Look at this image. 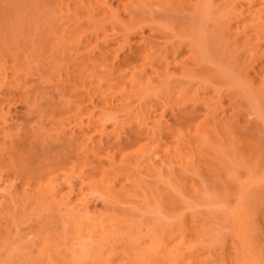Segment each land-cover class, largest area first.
<instances>
[{
    "label": "bare ground",
    "instance_id": "1",
    "mask_svg": "<svg viewBox=\"0 0 264 264\" xmlns=\"http://www.w3.org/2000/svg\"><path fill=\"white\" fill-rule=\"evenodd\" d=\"M101 1L98 0V2H96L94 0V2H96V5H97V10L95 9L96 8L95 4H94L95 6L92 4L93 5V7H92V5L89 3L92 7V12L89 8V10H90L89 11L90 13L88 14L89 19H91L90 21H94L93 26H95V28H98V29L100 28V26L103 25L104 21H106V20L111 21V23H112L111 28H113L115 31H117L118 36L117 37L115 36L114 38H116L119 41V45H116L113 47L114 51L112 53L109 51L111 56H112L111 58H109V56L105 53V51L108 50L107 47L106 48L101 47L102 49L100 48L101 50H104V51H100L99 54L103 59L104 63H102V65L105 68V70H103L101 72L104 75L108 74V77H105L103 75L105 77V79L107 78L108 80L105 84L99 83L100 85L96 84V87L93 85L95 88L93 86H91V84H90L89 86H91L93 89L86 87L87 89H85L84 91H86V93H87L86 96L89 95V99L92 102H93V98H95V95L96 94L98 95L101 92L100 93L101 99L99 98V101H102V103L99 104L98 107H99V110L101 111L100 114L102 113L101 115L104 116V121H101L100 116H98L99 120H97L98 121L97 125L94 128L91 126L92 123H90V121L92 120V117H93L92 114H94V112H93L94 110L91 109V110L86 111V112L84 111V107H83V105L81 106V104L83 103L82 101L88 100V96H87V99H84L85 97L82 94H80L83 97H81V99H79V101H80V102L78 101L79 102L78 103L79 108L77 107L78 110L75 112V116H76L75 126H77V128H78L77 129L78 132L75 133V131L73 130V132H71L70 134H67V136H65V138H66V142H65L66 144L65 145L67 146V148H69V146H71L70 145L71 143H73L75 141L77 142V143L75 142V144L78 148L76 151V154L68 157L67 160L68 159L69 160L68 161L64 160V163L62 161H61L62 163H60L58 160V162L61 165L59 167L54 166L57 168H54L53 166H51V167H48L47 169L44 168V170H41L43 168H40V170L37 169L36 175H34L33 177H30L31 174H29L32 171L30 167L28 169H29V171L30 170L31 171L29 172L28 169L26 171L27 173L29 172L28 174H24V172L19 173V179H21L20 182L22 184H24V191L22 190L23 191V192L21 191L22 194H19L17 192H14L11 189H8L4 193V194H6V197L1 202V206L2 205L3 206L9 205L10 209L12 210V209H14V207H16L15 203H17L18 198H19L20 202L23 205V207L20 209L23 212V215H25L26 213H30L33 210V208L36 209L37 207H35V206L38 204L41 206L42 205L45 206L47 212L50 213V218L57 220L56 221L57 224L60 222L59 224H61L62 229H63V230H61V232L63 231V233H60L61 234L60 236L58 234L57 235H58V237H63V238H62V240L60 239L61 241H59V239H57V237H56L57 235L53 234L54 230H52L50 232L49 231L46 232V235H43L45 237L43 239H41V242L39 243V245H37L36 247L34 246L35 248L33 247L32 244L30 245L31 248H29L28 245L30 243L27 245V247L22 246L23 247L22 248L19 243L17 244V240L19 239V237L14 235L15 232L13 233V235L15 236L14 237V236H8V235H6L8 233H4V232L0 231V264H23L22 262L27 261V258H25V259L23 258V259L19 260V259H15L14 257H12V255H16V253L13 254L15 249H17L19 247L23 249V251H22L23 254L26 252L24 254V256L25 255L27 256L29 254L31 255L32 253H35L34 255H31L30 261L29 262L27 261L26 264H124L122 262V259L124 257L129 256V255L132 256L131 257L132 264H184V263L185 264H187V263L193 264L192 258L190 257V256H192V254L190 252L191 250L188 249L191 247L189 244L186 243L187 242L186 239H188V238L185 237L187 235V232H186L187 228L185 226V223H183L184 220L183 221L182 220H177V221L171 220L169 222L166 219L163 220L166 222V223L164 222L165 223L164 231L166 234L165 236L171 239V237L174 236V234H175V235H177L175 237L179 238V239L175 240V242H173V244L171 243V245L168 244L169 239L167 242V238L164 239L163 236L159 235L160 233L158 234V232H161L163 230V228L159 231V230H157V228L150 225V227H148V226L145 227L146 229H145V231H143L142 230L143 227L141 228V226L138 225L139 227L137 228L136 227L137 222H135L134 224L133 223L129 224L130 226L134 225V226H132L133 228L128 226L130 228V229H128V227L127 228L125 227L127 225H125L124 226L125 229L123 228L124 230H122V228L119 226V224L117 225V224H115V222H112L114 219V217H112V215H110L112 218L110 217L108 219L107 218L105 219L106 216L102 218L103 214L101 215V217L96 216L97 215L96 211L90 209V207H89V204L87 202L88 199L86 200V198H85L86 194L79 197V199L77 198L78 200L76 201V203L70 204L67 195L64 194L65 192L59 191L56 188V185H55L56 180H55V176L53 175L54 170L62 169L61 171H63V173L65 175L64 176L65 181L66 180L68 181L67 182V184H69L68 187L72 186L71 182H73L72 181L73 178L76 177V175H77L80 177V178L78 177V180L80 179L79 184H80L81 189L85 188V187H82L85 184V185H88L89 188L94 190V192H96V191L100 192L101 191L102 195L103 194H104V196L108 195V196H106L107 200L109 197H112L111 199L109 198L111 200V202L115 197L116 202H118V204L116 205L117 208L118 207L120 208L119 204H125L128 201V200H126V201H124L125 202L124 203L122 200H124V198L128 199V197L131 196L130 194H128L129 191H125L124 190L125 187H123V185L122 186L119 185V188H116V183H117L116 181H117L118 173H115L116 172L114 170L115 168H113L114 166H112L113 165L112 163L115 160L114 159L115 158V152L120 147H119V145L116 144V142H114V140L107 142V140L104 139V137L108 135V133L105 130L106 127L104 124L105 119H106V115H107V117L108 116L112 117V118L114 117V120L115 121L117 120L116 122L113 123L115 126V127H113L114 130L116 127H117L116 129H119L121 126L123 127V125L127 122H128V124H131L132 126L134 125V124H132V121H133V123H136L137 121L139 122V124L137 122V125L133 126L132 129L129 128L130 132H131V133H129L130 138H131V144L130 145H132V148L130 149L131 151L128 150V152H131L132 155L129 154L130 157L127 156L128 157L127 160L133 156L132 159H130V160H133V158H134V162L133 161L130 162L129 165H131L132 163H135L136 165L143 163L144 165L141 164V166L143 165L142 168L144 167V170H147V172L145 171L146 174H148L150 176L149 173H151L152 174L151 177H155L157 179V181H159L162 184L161 186L165 187L166 189L172 188V187L175 188V185H176V187H177V185L178 186L181 185L179 187H182V186L184 187L185 183H186L185 180L187 179L186 178L187 175L188 176L192 175L191 178L195 177V178H198V180L200 179L199 182H203V180H207L206 177H204L207 174L203 175V173L204 172L207 173V170H209L211 168V165L209 163L210 159L208 157L209 156V154H208L209 148L212 150L214 148L215 149H220V148L225 149V147L230 148L232 145H234L236 137L239 136L241 138L240 134H241V132H243L242 128H239V130L241 129L242 131H240V133L237 135V132L239 130L236 131V128H235L234 131H236L235 132L236 134L233 133L234 132L233 131L234 123L236 124V122H234V121H236L237 119H235V117H236L235 116V117H233L235 120L233 119L234 121H231L230 118H232V117H230V116H234L233 114L235 112H237V109L235 110V112H233V114L228 115V116L225 115V117H226L225 119L221 118V116H223L224 114L221 115L220 117H218L220 112L223 111L221 108H219L220 106H222V105H220V104H222L221 103L222 99L220 100V98L222 96L220 95L219 91L224 88V86L222 84L223 80L221 79V77H223L224 74H228V75H225L226 77L228 76L226 79L224 76V85H225V82L229 78V75L231 73H233V71H232L233 69L236 70L237 73L234 71L236 75H238L240 73V75L238 76L239 79H241L240 77L243 78L242 80L238 79L239 80L238 84H240L239 82L244 81L250 85L248 87L247 84L244 85V83H243V87L245 86L244 87L245 90L247 88H249V89H247V91L244 90V93H246V95L248 93H251V94L256 93L257 94V95L253 94L256 97L251 95L253 97V99L256 98V99H254L256 101H254L253 99L248 97V101H249V105H250L249 107L245 105L246 101L243 102L244 104H242V106L244 105L243 107H246V108L248 107V110H245V111L249 112L248 115L250 114L249 115V117H250L251 116L250 111L254 112V110H252V108L250 109V107H252L253 105H254L253 108L256 107V105H257V107L261 106L258 108L262 109L263 114H262L261 110H259L258 108H255V110L257 109L258 111H260L261 114L256 110V112H258L259 116H261L260 117L261 121H263V119H264L263 118L264 117L263 116L264 115V108H262V107H264L263 106L264 104H261V103H264V101L262 102V100H264V19H263L264 18V0H247L249 2L248 6L247 5L245 6L243 3L240 4L241 1L239 2V0L238 1L237 0H148V1H146V0H128L127 2L124 3L125 8L121 5V7H123L122 11L119 9V7L112 8L111 4L108 5L109 7L107 5L105 6V0H101ZM244 1H246V0H244ZM91 2H92V0H91ZM99 2H101L99 4L100 6H98ZM146 4H148V7H149V5L150 6L156 5L160 8H164L167 10L168 9L169 10H179L181 12L180 14H183L185 16L184 20L186 18V21H184V24H183V22H181L183 24V25L182 24L180 25V28L182 27V30H180V29L177 30V27H179L178 25L180 24V22H179L180 20L179 21L177 20L178 22H176L177 27L174 25L163 27V26H161L162 24H158L159 25L158 26L156 23L152 22L153 20L154 21L157 20V19H155L157 16L153 17V15L149 14V15H151L149 17H152L153 19L151 18L152 20L150 19V22H148L149 21V17H147L148 14L144 13L145 12L144 9L148 8ZM238 5H240V6H238ZM244 6L246 7V10H248V18L247 19H244L243 18L244 16L242 15L244 13V10H243ZM238 7H242V9H239ZM98 8H99V10H98ZM100 9H102V11ZM97 11L98 12L100 11L102 13H101V16L99 18H96L97 19L96 20L95 14ZM149 12L147 11V13H149ZM168 12H170V11H168ZM122 13L124 16L122 15ZM152 13H153V11H152ZM171 15H172V13H171ZM142 16L144 17V20H146V17H147V23H145L143 25L145 26V25L152 24V25H150V27L151 26L152 27H151L150 32H148L142 39H136L135 46L132 47L130 45L131 43L129 42L130 39L127 40L128 35L131 34V33H129V31L130 32L132 31L134 33L137 30L138 26H136L137 28L134 27V29H133L134 31L130 30V29L133 26L140 24L141 21H144L141 19V18H143ZM162 17H164V16H162ZM159 20H160V18H159ZM163 20H165V19H163ZM76 22H77V20H76ZM169 22H167V23H169ZM77 23L80 24V21H78ZM174 23H172V24H174ZM164 24L165 23H163V25ZM77 26L80 27V25H77ZM165 26H166V24H165ZM145 27H147V26H145ZM183 27H184V29H183ZM140 29H141V27H140ZM77 31L78 30L76 27L75 28L73 26L67 27L63 30V33H67L69 35V37H66L67 34H64V37L69 38L70 39L69 42L76 41V44H77V42L79 44H81L80 42H82L81 41L82 38H81V36H78L79 34ZM142 31H143V28H142ZM94 33L96 36H97V34L99 35V30H97V29L94 30ZM107 34L109 35V33H107ZM211 34H213V36H211ZM108 35H106V36L103 35V36H105L102 38L103 41H105L104 43L108 42V40L111 39L110 35H112V34L109 35L110 36L109 39L107 38ZM214 35H217V37H214ZM62 36H63V34H62ZM210 36L215 38L216 43H218V45L220 43L223 50L224 49L226 50L227 47H230L228 45H231V47L234 46V48H237V47L238 48H240V47L245 48V46H247V48L249 49L248 50L249 52H247L248 54L247 53H245V54L247 56L249 55V57H247V59H246V55L244 56V54L243 55L241 54L242 60L240 63L239 53H237L235 51V49L233 48L232 50L235 51L234 53L238 54L237 56H235L233 51L230 52V50H231V47H230V48H227V51H225V50H224V52L222 51V53L224 54L226 52L228 55L230 53L229 57L233 54L232 55L233 57L229 58V59L233 60V58L235 56V59H234L235 62L232 61L233 63H231V60H230L231 65L230 64L227 65L229 63V61L225 64L223 63V65H222L221 62L223 61L222 60L223 58L222 59H220V58L223 57V55H221V53H220V58H218L219 54H218L217 58L222 60V61L219 63L221 65H218L217 63L220 60L216 59V54L218 53V50H220V48L218 47L219 49L218 50L216 49L217 50V53H216V51L213 48L214 43L212 44L210 39H209ZM240 36H241V38H239ZM99 37L100 36L95 37V39L96 38L98 39ZM159 38H162L163 40L161 39L162 40L161 41V40H159ZM97 39H96V41H98ZM238 39L239 40L241 39V40L238 41ZM236 41H238V43ZM112 42H114V41H112ZM133 42H134V40H133ZM212 42H214V41L212 40ZM123 43H124V47L128 46V51L125 52L124 54L119 55V52L117 50L119 49L120 45H122L121 47H123ZM236 43L238 44L237 47H235L237 45ZM87 44H85V47L83 46L84 43L81 44V46L86 48ZM126 44H129V45H126ZM96 45H98V44L94 43L93 46L91 44V46L94 48L97 47ZM104 45L106 46V44H104ZM104 45H103V47H105ZM88 46H89V44H88ZM225 46H227V47H225ZM92 47H91V50H88V49L87 50L91 52ZM215 47H216V45H215ZM238 48H237V51H240L241 49H238ZM244 48H243V50H245ZM76 49H78V48H76ZM168 49H170L171 52ZM212 49L214 50V52L216 54L212 53L213 52ZM87 50H85V51H87ZM84 52L79 54L80 56H82V59H83V55H85ZM168 52L172 53L175 56L180 54L181 60L180 61L178 60L179 62L176 60V62H177L176 64H175V62L173 63V64H175V66H178L177 64L179 63L180 70H176L177 69L176 67H175L176 68L175 70H174V68H172L173 70H170V67H169L170 64H168V62H170L172 59L171 60L168 59V61H167V57L169 56ZM241 52H244V51L241 50ZM86 56L89 57L88 52L86 53ZM175 56H173V57H175ZM256 57L261 58L262 60L261 59L258 60V58H257V60L260 62L262 61V62L258 63L255 60ZM238 59H239V62H237ZM253 60H255V61H253ZM215 61H216V63H215ZM250 61H252L251 64H249ZM93 62H95V61H93ZM163 62H164V65L162 64ZM242 62H243V64H242ZM244 62L248 63V64H244ZM256 63L258 64L257 66L254 65ZM91 65H92V63H91ZM99 65H101V64H99ZM238 65H239V67H237ZM243 65L244 66L248 65L244 68L245 70H243ZM147 67L149 69H147ZM248 67L249 68L252 67V70H253L252 74L249 72V70H247ZM230 68H232V69H230ZM213 69H214V71H216L215 72L216 74L214 73ZM229 69L231 70V72L228 71ZM241 70H243V71H241ZM85 71H86V69H83L82 71L80 70V74L78 75L79 78H77V79H80L79 83L81 81V83L83 84V89L87 85L86 77L88 78V74L86 73L87 71L86 72ZM208 71L210 72V74L207 73ZM217 72L218 73L220 72V75H218ZM241 72H243V73H241ZM90 73L94 74L93 72H90ZM90 73H89V75L93 76ZM211 75L213 76V78L214 77L216 78V76L218 77V80H217V81H219L218 87L220 86L219 88H221V89L219 90L218 87H214V88L218 89V90L217 89H215V90L218 93V95L221 96V97L216 96V99L217 98L219 99V100L217 99V101H219L220 104H219V102H217L219 105L216 103V99H214L216 104L213 103L214 101L210 102L209 100H207L210 98L213 100V97H210V98L206 97L205 99L203 98L204 101L207 100V102L205 101L206 106L204 105L205 106L204 110L196 111L194 108H191L189 111L177 112V113H179L180 124L182 123L181 127L178 126L180 128L176 127L177 128L176 129L174 127L175 129H170L171 127H168L169 125L165 126L162 122L163 120H161L163 118L162 116L164 115V112H165L164 110H166V108L168 109L170 107L169 109L172 108V111H174V109H175L174 107H176V109L178 111V110H180V108L178 109V106L181 105V108H182V105H185V103L187 101H191V100L194 101L195 100V102H196L197 98L199 101L200 99L198 97V92H199L198 90L200 88H199L198 84L201 85V87L204 86V87H202V89H204L205 87L208 88L211 84L214 83L212 81L214 79L211 78ZM214 75H216V76H214ZM231 76H230V78H231ZM76 77H77V75H76ZM234 77H236V76L234 75ZM232 79H234L233 76H232ZM236 80H237V78H236ZM254 80H255V82H253ZM214 81L216 84V80H214ZM235 81H234V83H235ZM91 82H92V80H91ZM220 82H222V83H220ZM81 83H80V85H81ZM194 83L198 87L196 86L195 88H193L195 86ZM215 84H214V86H215ZM77 85H79V84H77ZM232 85L233 84H231V86ZM221 86H223V87H221ZM210 87L213 88V85H211ZM251 87L253 88L254 91L252 90ZM176 88H177V91L175 92L174 90ZM80 89H82V88H80ZM202 89H200V90L202 91ZM250 89H251V91H250ZM223 91H225V90H223ZM248 91H250V92H248ZM220 92L223 93L222 90ZM81 93H83V92H81ZM211 96H213V95H211ZM248 96H250V94H248ZM201 97H203V96H201ZM246 97L244 96L243 98L245 99ZM244 99H242V101ZM250 99L252 100V103H254V104L251 103ZM258 99H259V101H257ZM246 100H247V98H246ZM233 101H236V100H233ZM242 101H239L238 111L241 108L240 109L241 111L238 112L239 119L242 118V117H240L241 115L239 116V114H242V111L244 113V109H246V108L243 109V107L240 105V103ZM209 102L212 104H210ZM216 105H218L219 107ZM237 105H236V107H238ZM94 107H97V106L94 105ZM156 107H159V108H157L158 112L153 114V108H156ZM74 109H76V108H74ZM220 109H221V111H220ZM0 112H2V110ZM3 114H5V113L2 112V115ZM119 114H121V115H119ZM244 114H242V115H244ZM253 114H254V116H252V117H258L259 118V116L255 115L256 114L255 112ZM2 115L0 114V116H2ZM72 115H70V116H72ZM3 116H2V118H3ZM117 116H122V117H120L121 118L120 119ZM246 116L247 115H245V117ZM109 117H108V119H109ZM73 118H74V115H73ZM132 118L133 119L136 118L137 121L135 122L134 121L135 119L132 120ZM258 118H256V119H258ZM175 119L176 118H174V120ZM2 120L5 121L4 118ZM148 120H150V122H152V125H149V126L147 125ZM174 120H172V121H174ZM247 120L248 121H246V120L245 121L246 122H250V121L252 122V118H251V120L247 118ZM123 121H125V123H123ZM178 122L176 121V123H178ZM238 122L239 121L237 120V124L241 125V124H239L240 122L239 123ZM261 123L263 124L264 121ZM248 125H246V126H248ZM146 126L149 127V128L147 127V130L145 128ZM113 129H112V131H114ZM162 130H165L166 133H168V135L165 133V134H163L164 137H162V135L160 134L159 137H155V138H154V135H152V137L154 139L151 138V136H149V131H151V133H154L156 135L157 133L158 134L161 133L160 131H162ZM116 131L117 130H115V132ZM119 131H120V129H119ZM165 131H163V132H165ZM95 133L99 134L100 137L96 141H93L94 135H96ZM126 133H128V132H126ZM121 134H122V132H121ZM219 134H221L220 135L221 137H219ZM118 135H120L119 132H118ZM222 135H223V137H222ZM225 135H226V138H224ZM233 135H234V137L236 135L237 136L234 138ZM223 138L225 140H227V142L225 141V143H223L224 142ZM237 139H239V138H237ZM250 140L251 139H249V137H248L249 142H250ZM90 141H93V143H94L93 146L91 145V143H89ZM220 141L223 143V145H220V144H222V143H220ZM244 141H245L244 143H248L246 145L249 146V142H247L246 140H244ZM67 143H69V144L67 145ZM88 143L92 147H89ZM224 144H225V146H224ZM235 144H236V142H235ZM128 145H129V143H128ZM72 146H73V144H72ZM72 146H71V151L74 152L76 148H73L74 149L73 150ZM149 147H151L152 149ZM121 148L124 149V147H121ZM150 149L152 152L150 151ZM153 149H155V150H153ZM244 149L245 148L240 150V152H238L237 150H236L237 152L234 151L231 155V156H233V159L236 156V154H238V153L244 154V151H245ZM233 150H234V148H233ZM119 151H121V150L119 149ZM119 151H118V153H119ZM153 151H154V153L156 152L155 154H157V155L159 154L158 156L155 155L157 157L156 158L157 160H155L156 162H153L154 159L152 160V157H153L152 154H154ZM125 152H123V153L126 154ZM66 154H68V153H66ZM229 157L230 156H228L227 158H229ZM105 160L106 161L109 160V162H106ZM127 160H126V162H127ZM229 160H230V158H229ZM205 162H207V163H205ZM120 163H121V160H120ZM203 163H204V165L206 164V166H203ZM127 164H128V162H127ZM242 164L244 165L243 161H242ZM43 166H45V164ZM207 166H209L210 168H207ZM259 166L264 167V159L262 160V163L259 164ZM202 167L203 168L205 167L204 172L202 171L203 170ZM253 167H254L253 170H249V171L245 172L246 179L244 181H248L250 179V176H253V173L255 174L254 171L257 168V166L255 165ZM87 168L90 169L89 172H88V170L86 171ZM132 168H134V164L132 165ZM135 168H137V166ZM33 171H34L33 174H35V170H33ZM38 171H40V172H38ZM77 171H78V174L75 173ZM85 172H88V174H85L84 175L85 178H84L83 174ZM60 173H62V172H60ZM142 173H144L143 170H142ZM20 174H22V176ZM97 174H98V176H97ZM199 176L203 179H201ZM139 177H141V176H139ZM142 177L144 178V176H142ZM142 177H141V180L143 179ZM37 179H39L41 181L36 184V188H33L32 190L28 189V186H30L29 184L32 181L36 182L35 180H37ZM135 179L133 177V181H135L134 183H136V181L139 182L140 178L138 180H135ZM145 180L143 179V181H141V183L142 182L145 183V187H148L147 182ZM196 180L197 179H193L192 181L194 182ZM132 184H133V182H132ZM240 184H241V186H240V189H239L238 194H237L238 206L236 208H234V210L232 211L233 217L235 219H244L245 218L244 209H243L242 204L240 203V201L244 197V183L241 182ZM72 187H71V190H72ZM135 187H137V186H135ZM179 187H177V189H180ZM202 188H204V187H202ZM92 190H90V191L92 192ZM139 190H140V187H139ZM184 190H186V189L184 188ZM189 190H188V192H189L188 194L190 195V197H192V199H195V198L196 199L197 198H202V199L205 198L206 199L207 198L206 196L208 194L205 191L200 192V190H198V188H194V187H193V190H191V191H189ZM90 191L88 192L86 190V192L85 191L84 192L85 193L88 192V194H89ZM174 191H175V189H174ZM181 191H183V190L181 189ZM184 192H183V194H184ZM177 193H178V190H177ZM126 196H128V197L126 198ZM117 199H118V201H117ZM209 199L207 198V200H205V201L210 202ZM119 200L122 201L123 203L122 202L120 203ZM8 201L10 203L6 204ZM111 202H110V204H111ZM114 202L115 201H113V204H115ZM209 202H207V203H209ZM25 205H28L30 207L32 205H35V206L31 207V209L28 208L29 210H27V211H29V212H24L26 209ZM45 207H44V210H45ZM7 209H9V208H7ZM35 209H34V211H35ZM36 210H39V209H36ZM144 210L146 212H148L147 211L148 209H144ZM145 211H143V212H145ZM149 211H151V210H149ZM153 211L157 212L156 209ZM12 212L14 213V210ZM13 213H12V215H13ZM121 214H122V212H121ZM141 214H142V212H141ZM141 214L138 215V218H140L139 216H141L140 219H143V217L145 218V214L143 217ZM147 215H150V217H151L152 214H146V216ZM156 215H153V216H156ZM25 217H27V216H25ZM108 217H109V215H108ZM156 217L158 218L160 216L157 215ZM12 218L14 219L15 216L13 215ZM12 218H11V220H12ZM27 218H29V217H27ZM115 219H116V217H115ZM148 219H150V218H148ZM151 220L145 222L146 225ZM158 220H159V218H158ZM115 221H117V220H115ZM113 223H114V225H113ZM140 223H141V220H140ZM115 225H117V226L114 227ZM61 226H60V229H61ZM119 227L122 231L119 230ZM0 228H2V227H0ZM5 229H3V230H5ZM7 229H8V226H7ZM0 230H2V229H0ZM62 234H63V236H62ZM235 234H236V241H238L237 243L239 244V246L241 245L240 246L241 247L240 253L237 252V250H235V248L233 249L232 248L233 246L230 248H232L231 250H233V251H231V252H233V254L236 253L234 255H236V257H237V259H236L238 261L237 264H249V263L250 264H264V255H263L264 253L262 254L261 251H259V253L252 252L251 251V245L245 243L241 233L236 232ZM146 235H148L150 237V239H149L148 243L143 244L142 239ZM17 237H18V239H17ZM189 241H191V240H189ZM185 243L189 246H186ZM183 244H185V245L183 246ZM20 248H19V250L21 252L22 249H20ZM119 249L121 250V252ZM27 250H29V252ZM118 250H119V252H118ZM239 255L242 257H240ZM233 257L236 258L235 256H233ZM190 258H191V260H190ZM231 259H232V257H231ZM236 260L234 259V261H236ZM200 261L201 260H197L198 263H195V264H204L203 260L201 262ZM254 261H255V263H254Z\"/></svg>",
    "mask_w": 264,
    "mask_h": 264
},
{
    "label": "rangeland",
    "instance_id": "2",
    "mask_svg": "<svg viewBox=\"0 0 264 264\" xmlns=\"http://www.w3.org/2000/svg\"><path fill=\"white\" fill-rule=\"evenodd\" d=\"M95 1L98 2V0H95ZM99 1H101V0H99ZM127 1L128 0H107V1L105 0V6L106 5L108 6L111 4L112 8L119 7V9L122 11V9L124 7V3ZM146 1H148V0H146ZM96 2H94V0H92V2H91V0H0V111L2 110V112L5 113V114H3L4 115L3 116L2 112H0V114L5 119V121H3L2 116H0V208H1L0 209V211H1L0 212V227H2V228H0V229H2L0 231H2L4 233H8V234H6L8 236H14V235L18 236L20 240L17 237V239H18L17 244L19 243L21 245V247L22 246L27 247V245L29 243H30L28 245L29 248H31V246H30L31 244L33 245V247L34 246L36 247L41 242V239H43L45 237L43 235H46V232H48V231L50 232V231L54 230L53 234L54 235L58 234L60 236L61 235L60 233H63V231L61 232V230H63V229H62L61 224H59L60 222L57 224V222H56L57 220L50 218V213L47 212L46 207L43 205L42 206L39 204H38L39 206L38 205H36V206L32 205L31 207L35 206V207H37L36 209H39V210H36L35 208H33V210L30 213H26V214L24 213L25 215H23V212L20 210L23 207V205L20 202L19 198H18L17 203H15L16 207H14V209H12V210L10 209L9 205H6L7 207L5 205L1 206V202L6 197V194H4L5 191L8 189H11L14 192L22 194V192L24 191V184H22L20 182L21 179H19V173L24 172V174H28L32 170L29 174H31L30 177H33L34 175H36L37 169L40 170V168H43L41 170H44V168L47 169L48 167H51V166H53V167L58 166L59 167L61 165L60 163H62V162L64 163V160H67L68 157L76 154V151L78 149L76 144H75L76 141L70 144L71 146L73 144L72 149L76 148L75 151L72 152L71 146H69V148H67V146L65 145L66 144L65 143L66 142L65 136H67V134H70L71 132H73V130L75 131V133L78 132L77 131L78 128H77V126H75V124H76L75 112L78 110L77 107L79 108L78 103L80 102L79 99H81V97L84 96L85 97L84 99H87V96H88V100L82 101L84 104L83 103L81 104V106L83 105V107H84V111L86 112V111H89L91 109L94 110L93 111L94 114H92V116H93L92 120L90 119L91 120L90 123H92L91 126L94 128L97 125V122H98L97 120H99L98 116H100L101 121H104V116L101 115L102 113L100 114L101 111L99 110V107H98L99 104L102 103V101H99V98L101 97V95H100L101 92L98 95L97 94L95 95V98H93V102H92L89 99V95L86 96L87 93L84 90L87 88L93 89L91 86L94 85L96 87V84H99V83L105 84L107 82L108 79L107 78L105 79V77H108V74L104 75L101 72V71L105 70V68L102 65V63H104V62H103V59L99 53H100V51H104V50H101L102 48L107 47L108 50H106L105 53L109 56V58H111L112 56H111L110 52L112 53L114 51L113 50L114 46L119 45V41L116 38H114L115 36L117 37L118 34H117V31H115L113 28H111L112 27L111 21H108V20L104 21L103 25L100 26L99 29L95 28V26H93L94 21H90L91 19H89L88 14L90 13L89 12L90 10L92 12V7L94 4L96 5ZM101 2L98 3V6H100L99 4ZM239 2H240V4L243 3L245 6L249 5V2L247 0L246 1L239 0ZM89 3L91 5L93 4L92 7ZM121 5L123 7H121ZM146 5L148 7V4H146ZM238 6H240V5H238ZM245 6L243 7L244 13L242 15L244 16L243 17L244 19H247L248 18V10H246ZM149 7L144 9L145 12L144 11L143 12L145 14H148L147 17H149L151 15H153V17L157 16L155 18L157 20L156 21L153 20L152 22L156 23L157 25L162 24L161 26H163V27H167V26H171V25H174L177 27L176 22H178L180 20L179 21L180 24L178 25L179 27H177V30H179V29L182 30V27L180 28V25L182 24L181 22H183V24H184V21H186V18L184 20L185 16L183 14H180L181 12L179 10H169V9L167 10L164 8H160L156 5H151V6L149 5ZM89 8H90V10H89ZM238 8L242 9V7H238ZM95 9L97 10V5H96ZM98 10H99V8H98ZM100 10L102 11V9H100ZM146 10L148 12L149 11L150 12L147 13ZM152 11H153V13H152ZM168 11H170V12H168ZM97 12L95 14L96 15L95 19L99 18L101 16V13H102L100 11L98 13ZM171 13H172V15H171ZM149 14H151V15H149ZM122 15H123V13H122ZM162 16H164V17H162ZM147 17H146V20H144V17L141 18L145 22L141 21L140 24H137L130 29V30H133L134 27L138 26V28L136 27L137 30L134 33L132 31L131 32L129 31V33H131V34H129L130 36L128 35L127 40L130 39L129 42L131 43L130 45L132 47L135 46L136 39H142L148 32H150L151 27H152V26L150 27V25H152V24L145 25L147 27H145L143 25V24L147 23ZM151 18L152 17H149L148 22H150ZM159 18H160V20H159ZM163 19H165V20H163ZM76 20H77V22L80 21V24H78L76 22ZM166 21L167 22L170 21V22L167 23ZM163 23H165L166 26H165V24L163 25ZM172 23H174V24H172ZM77 25H80V27ZM70 26L77 28V30H78L77 32L79 34L78 36H81V38H82V40H81L82 42H80V43L81 44L84 43V45H83L84 47H85V44H87V43L89 44V46L87 44L86 45L87 47L84 48L83 46H81V44H79L77 42V44L79 45L78 46L76 44V41L69 42L70 39L66 38V37H69V35L67 33H63V30L67 27H70ZM140 27H141V29H140ZM142 28H143V31H142ZM96 29L99 30V35L97 34V36L94 33V30H96ZM183 29H184V27H183ZM107 33H109V35L112 34V35H110L111 39H109L110 36ZM62 34H63V36H62ZM64 34H67L66 37H64ZM103 35H105V36L108 35L107 36V38L109 39L108 42L104 43L105 41H103L102 38L105 36H103ZM98 36H100V37L98 39L96 38L98 40V41H96L95 37H98ZM211 36H213V34H211ZM211 36L209 39H210L212 44L214 43L213 48L216 51V53H217V50L220 48V50H218L217 54L214 52L213 49H212V51H213L212 53L216 54V59L220 58V53H221V55H223V57L220 58V59L223 58L222 59L223 61L218 59V60H220L217 63L218 65H221V64H219L221 61H222L221 62L222 65H223V63L225 64L228 61H229V63L227 65H229V64L231 65V63H233L232 61L235 62V60H234L235 56L238 55V54L234 53L235 51L237 53H239V57H240L239 59H240V63H241V60H242L241 54L242 55L244 54V56H245L246 55L245 53L249 52L248 51L249 49L247 48V46H245V48H244L241 45L246 51L243 50V48H241V47L240 48L237 47L238 41L241 40V39L240 40L238 39V41H236L237 45L235 47H237L238 49H241L244 52H241V50L237 51V48H234V46L231 47V45H228L231 47L230 52L233 51L232 50L233 48L235 49V51H233L235 56H234L233 60H231L229 58H232L233 54L229 57L230 53L228 55L225 52L226 54L224 53L225 54L224 55L222 53V51L224 52L225 49L223 50L220 43H219V45H220L219 46L218 43H216V40L214 38V37H217V35H214V37H211ZM239 38H241V36ZM161 39L162 38H159V40H161ZM133 40H134V42H133ZM212 40L214 42H212ZM112 41H114V42H112ZM94 43L98 44V45H96L97 47H95V48L92 47L94 45ZM91 44H92V46H91ZM104 44H106V46ZM103 45L105 47H103ZM126 45H129V44H126ZM215 45H216V47H215ZM121 46L122 45H120V47ZM91 47H92V51L90 52L88 50H91ZM120 47H119V49L121 51L119 49L117 50L119 52V55L124 54L125 52L128 51V46L124 47V43H123V47H121V48ZM225 47H227V46H225ZM230 47H227V48H230ZM76 48H78V49H76ZM227 48L225 51H227ZM85 50H87V51H85ZM168 50L170 51V49H168ZM82 52L85 53V55H83V59H82V56L79 55ZM87 52H88L89 57L86 56ZM170 52H168L169 56L167 57V61H168V59L169 60L172 59L170 62H168V64H170L169 65L170 70H173L172 68H174V70L176 68H177L176 70H180L179 63L177 64L178 66H175V64L177 63L176 60L177 61L181 60L180 54L175 56ZM218 54H219V56H218ZM173 56H175L176 58ZM217 56H218V58H217ZM247 57H249V55L248 56L246 55V59H247ZM257 58L258 57H256L255 60L258 63H261L262 61L261 62L258 61L261 58H258V60H257ZM239 59H238V61L237 60L236 61L239 62ZM230 60H231V63H230ZM255 60H253V61H255ZM93 61H95V62H93ZM216 61H215V63H216ZM174 62H175V64H173ZM91 63H92V65H91ZM251 63H252V61L249 62V64H251ZM99 64H101V65H99ZM162 64L164 65V62ZM242 64H243V62H242ZM244 64H248V63L244 62ZM254 65L257 66L258 64L256 63ZM246 66H248V65H246ZM246 66L243 65V70H245L244 68ZM237 67H239V65ZM82 68L86 69L87 72L86 71L85 72L88 74V78L86 77L87 85L85 86L84 89H83V84L81 83V81H80L81 85L79 83L80 79H77V78H79L78 75L80 74V70L81 71L83 70ZM147 69H149V68L147 67ZM230 69H232V68H230ZM230 69L228 71L231 72ZM243 70H241V71H243ZM247 70H249V72L251 74L253 73L252 67L251 68L248 67ZM213 71H214V69H213ZM232 71L234 74L231 73L229 75V78L226 80V82L227 81L228 82L227 83L225 82V85H224V76L228 75V74H224V76L221 77V79L223 80V83L222 82H220V83L223 84V86H224L223 89L219 88L220 86L218 87V85H219V83H218L219 81H217L218 77L216 75H214V76H216V78L215 77L213 78V76H212L216 71H214V73L211 75V78L216 80V84H215V81L212 80L214 83L212 82L213 84H211V85H213V88L218 87L219 90L220 89L222 90L223 93L220 92L221 90L219 91V93L222 97L220 95H218V93L216 92L215 89H217V88L213 89L212 87H210L211 86L210 85L209 86L210 88L205 87L207 89L206 90L205 88L202 89V87H204V86L201 87V85L198 84L199 88L202 89V91L200 89L198 90L199 91L198 97L200 99L199 101H198V98H197L196 102H195V100L194 101H192V100L187 101L185 103V105H182V108H181V105L179 104L180 106H178V109L180 108V110L177 111L176 107H174L175 112L172 111V108L169 109L170 107L168 109L166 108V110H164L165 111L164 115L162 116L163 118L161 119V120H163L162 122L165 126L169 125L168 127H171L170 129H175L176 127L180 128L182 123L180 124L179 113H177V112L189 111L191 108H194L196 111H200V110L202 111V110H204V107L206 106L205 104H206L207 100H209L210 102L214 101L213 103H215L214 99H216V96L221 97L220 100L222 99L221 100L222 104H220V102L217 101L218 98L216 99V103L219 102V104L222 105L219 107L218 106L219 104L217 103L218 105H216V106H218L219 108H221L223 110V111H221V109H220V111L222 113L220 112L218 117H220L221 115L224 114L223 115L224 117L221 116V118L225 119L226 118L225 115H227V116L231 115L237 109V112H235L233 114L234 116H230V117H232V118H230V120L234 121L235 119H237L240 122V123L239 122L238 123L241 125H238L237 120L234 121V122H236L237 125L234 123L233 131L235 130V128H236V131L239 130V128H242L243 132H241V134H240L241 138L239 136L236 137L240 133V131H242L240 129L237 132V135L235 136L236 137V140H235L236 144L234 142V145H232L230 148H227V147H225V149H222V148L215 149L214 148L213 150L209 148V150H208L209 156L208 157L210 159L209 163L211 165V168L209 166H207V168H210L209 169L210 171L207 170V173H205L204 172L205 167L204 168L202 167L203 168L202 171L204 172V173L203 172L202 173H203V175L207 174L204 176V177H206L207 180H203V182H199L200 179L198 180V178H195V177L191 178L192 175H190V176L187 175L186 176L187 179L185 180L186 181L185 186L179 187L181 185H179V186L177 185V187H179L180 189H177L176 185H175V188H173L171 186L172 188H167V189L165 187L161 186L162 184L159 181H157V179L155 177H151L152 176L151 173L148 172L150 174V176L148 174H146L147 170H144V167L142 168V166L144 165L143 163H141V164H143L142 166H141V164L136 165L135 163H132L131 165H129L130 162H132V161L134 162V158H133V160H130V159H132L133 156L127 160V158H128L127 156L130 157V155H132L131 152H128V150L131 151L130 149L132 148V145H130L131 144V138H130L129 133H131L130 129H132L133 126L137 125V122H138L137 119L134 118L135 119L134 120L132 118V120H134L135 122L137 121L136 123H133V121H132V124H134L133 126L131 124H128V122L125 123V121H123V123H125L123 125V127L121 126L122 128L121 127L119 128L120 131H119V129H116L117 128L116 127L115 130H117V131L115 132V130L113 129V127H115L113 123L116 122L117 120L115 121L114 117L112 118L109 116H108L109 117V119H108V117L106 115V119H105L104 124L106 127L105 130L109 136L108 135L105 136L104 139H106L107 142L114 140V142H116V144L119 145V147H120L119 149L121 150V151H119V149L116 150L115 158H114L115 160L112 163L113 165L111 164L112 166H114L113 168H115L114 170L116 172L115 171L114 172L118 173L117 181H116L117 182L116 188H119V185H121V186L123 185V187H125L124 190L129 191L128 194H130L131 196L130 197L126 196V198L128 197V199H125V198H124V200L121 199L123 202L126 200H128V201L126 203L124 202L125 204H119L120 208L118 207L119 208L118 209L116 206L118 204V202H116L115 197L111 202L110 199L112 197H109L110 199L108 198V200H107L106 196H108V195H106V196H104V194L102 195L101 191H100L101 193L99 191L98 192L96 191L97 192L96 193V192H94V190L89 188L88 185L84 184L82 187H85V188L81 189L80 184H79L80 179L78 180L79 176H77L76 174H75L76 177H74L72 180L74 183L71 182V184L73 186V187L71 186L72 187V190H71V187H68L69 186V184H67L68 181L67 180L65 181V178H64L65 175H64L63 171H61L62 169H56V170H54V173H53V175L55 176V180H56L55 181L56 188L59 191L65 192L64 194L67 195L70 204L76 203V201L79 199V197L86 194L85 198H86V200L88 199L87 202L89 204V207H90V209L96 211V213H97L96 216L101 217V215L103 214L104 216L102 215V218L106 216L105 219L106 218L108 219L111 217L110 215H112V217H114L112 222H115V224H117V225L119 224V226L122 228V230L125 229L124 228L125 225H127V226H125L127 228L128 226H130L129 225L130 223L134 224L135 222H137V224H136L137 226L136 225L135 226L137 228L139 226H141V228L143 227V229H142L143 231H145V229H146L145 227H147V226L150 227V225L154 226L159 231L163 228V230L161 232H158V234L160 233L159 235L163 236L164 239L167 238V242L169 239V243H168L169 245H171V243L173 244V242H175V240H177L179 238L175 237V236H177L175 234H174V236L171 237V239L165 236L166 234L164 231V227H165L164 225L166 222L163 220L166 219L168 222L171 220H173V221L174 220L175 221H177V220L183 221L184 220L183 223H185V226L187 228V230H186L187 235L185 237L188 238L189 240H191V241H189L188 239L185 238L187 240L186 243L189 244L191 247L188 249L191 250L190 252H191L192 256H190V257L192 258L193 264L198 263L199 261L197 262V260H201V261L203 260L204 264H208V263L209 264H237V262H238L236 260L237 257H236V255H234L236 253L233 254V252H231V251H233L231 249L235 248V250H237V252L240 253V249H241L240 246L241 245L239 246V244L237 243L238 241H236V234H235L236 232H240L241 235L243 236L245 243L251 245V251L252 252L259 253V251H261L263 254L264 253V167L259 166V164H261L262 160L264 159V132H263L264 131V123L263 124L261 123L264 121V119H263V121H261V118H260L261 116H259V114H258V112L260 113V111H258L256 109L258 111V112H256V110H255V108H258L261 106L257 107V105H256V107L253 108V106H254L253 105L252 107H250V109L252 108V110H254V112L256 113L255 115L259 116L260 119L258 117H252V116H254V114H253L254 112L249 110L251 113L250 117L252 118V122L250 121L251 120V118L249 117L250 114L248 115L249 112L245 111V110H248V107L250 106L249 101H248V97L253 99L252 96H254L256 93L255 94L254 93H252V94L248 93L251 91V89H250V91L247 92L248 94H250V96H248V94L246 95V93H244V90H245L244 87L245 86L243 87V83H244V85H246L247 83L244 81H241V82H239L240 84H238V81L242 80L243 78L240 77L241 79H239L238 76L240 75V73L238 75H236L235 74L236 70L233 69ZM90 72H93L94 74H91ZM89 73L93 76H90ZM207 73L210 74L209 71ZM241 73H243V72H241ZM76 75H77V77H76ZM218 75H220V72L218 73ZM231 75L233 76L234 79H232ZM234 75L236 77H234ZM230 76H231V78H230ZM227 77L225 76V79ZM236 78H237V80H236ZM91 80H92V82H91ZM234 81H235V83H234ZM253 82H255V80ZM77 84H79V85H77ZM90 84H91V86H89ZM214 84H215V86H214ZM231 84H233V85L231 86ZM194 85L195 86L193 88H195L197 86L195 83H194ZM223 86H221V87H223ZM247 86L249 87L250 85L247 84ZM80 88H82V89H80ZM177 88L174 90L175 92L177 91ZM247 89H249V88H247ZM247 89L245 91H247ZM223 90H225V91H223ZM252 90H253V88H252ZM81 92H83V93H81ZM80 94H82L83 96ZM211 95H213V96H211ZM201 96H203V97H201ZM244 96L245 97L247 96L246 97L247 100H246V98L245 99L243 98ZM206 97L207 98L213 97V100L210 98V99L205 100L206 101L205 102L203 100V98L205 99ZM254 97H256V96H254ZM242 99H244V100L242 101ZM251 99H250V101L252 103ZM254 99H256V98H254ZM233 100H236V101H233ZM238 100L242 101L240 103L241 106H242V104H244L243 103L244 101H246L245 105L248 106L247 108L243 107L244 105L242 106L243 109L246 108V109H244V113L246 112L247 114L246 113L244 114L242 111V114H244V115L239 114V116L241 115L240 117H242L240 119L238 117V112L241 111L240 110L241 108L238 111V108H239V101ZM254 101H256V100H254ZM257 101H259V99ZM263 101L264 100H262V102ZM210 104H212V103H210ZM252 104H254V103H252ZM261 104H264V103H261ZM94 105L97 107H94ZM236 105L238 107H236ZM74 108H76V109H74ZM157 108H159V107L153 108V114L158 112ZM262 108H264V107H262ZM259 110H261V112L263 114L262 109L260 108ZM71 113L74 115V118H73V115ZM70 115H72V116H70ZM119 115H121V114H119ZM245 115H247V116L245 117ZM117 117L120 118L122 116H117ZM173 117L176 119L174 120ZM233 117H235V119ZM247 118L250 119L249 121L251 123L246 122V121H248ZM256 118H258L259 120ZM172 120H174L175 122ZM176 121L177 122L179 121L178 122L179 124L176 123ZM138 124H139V122H138ZM147 125L148 126L152 125V122H150V120H148ZM246 125H248V126H246ZM148 126L145 127L146 130H147ZM178 126H180V127H178ZM112 129L114 131H112ZM163 131H165V130L160 131L161 133H159V134L157 133L156 135L154 133H151V131H149V136H151V138H153L152 135H154V138H155V137H159V135L161 134L162 137H164L163 134H165L166 131L165 132H163ZM236 131H234L233 133H235ZM118 132L120 135H118ZM121 132H122V134H121ZM126 132H128V133H126ZM95 134L96 135H94L93 141H96L100 137L99 134H97V133H95ZM166 134L168 135V133H166ZM220 135L221 134H219V137H221ZM223 135H222V137H223ZM233 137H234V135H233ZM248 137H249V139H251L250 142L248 141ZM224 138H226V135L224 136ZM224 138H223V141H224L223 143H225V141L227 142V140H225ZM237 138H239V139H237ZM244 140L249 142V146L246 145L248 143H244L245 142ZM93 141L89 142V143H91L92 146L94 144ZM127 142L129 143V145ZM220 143H222V142L220 141ZM223 143L220 145H223ZM68 144L69 143H67V145ZM91 145L89 144V147H92ZM224 146H225V144H224ZM121 147H124V149ZM149 148H151V147H149ZM233 148H234V150H233ZM241 148L242 149L245 148L244 154L238 153V154H236V156L233 159V156H231L232 153L234 151L240 152V150H242ZM151 149H150V151H151ZM153 150H155V149H153ZM118 151H119V153H118ZM123 152H125L126 154H124ZM66 153H68V154H66ZM153 153H154V151H153ZM155 153L152 154V156H153L152 160L154 159L153 162H156L155 161V160H157L156 156L159 155V154L157 155ZM228 156H230L229 157L230 160H229V158H227ZM119 159L121 160V163H120ZM240 159L243 161L244 165L242 164V161ZM58 160L60 163L58 162ZM126 160H127L128 164H127ZM106 162H109V160H107ZM205 163H207V162H205ZM44 164H45V166H43ZM133 164H134V168L136 166H137V168H135V169L132 168ZM255 165L257 166V168L254 171L255 174L253 173V176H250V179L248 181H244L246 179L245 172H247L249 170H253L254 169L253 166H255ZM203 166H206V164L204 165V163H203ZM29 167L31 168L30 171L28 169ZM54 168H57V167H54ZM27 169L29 171L28 173L26 172ZM141 169L143 170L144 173H142ZM33 170H35V174H33L34 173ZM87 170L89 172L90 169L87 168L86 171ZM38 172H40V171H38ZM60 172H62V173H60ZM88 172H85L83 174V177L85 174H88ZM75 173L78 174V171ZM20 175L22 176V174H20ZM97 176H98V174H97ZM139 176H141V177L144 176V178L143 177L142 178L144 180L146 179L145 181L147 182L148 187H145V183H143V182L141 183V181H143V179L141 180V177H139ZM133 177H134V179L136 178L135 180H138L140 178L139 182L136 181V183H134L135 181H133ZM193 179H197V180L193 182L192 181ZM201 179H203V178H201ZM35 181L36 182L32 181L29 184L30 186H28V189L32 190L33 188H36V184L39 183L41 180L37 179ZM132 182H133V184H132ZM241 182L244 183V197L242 198L240 203L243 206L245 218L244 219H235L233 217L232 211L234 210V208H236L238 206L237 194H238V191L240 189V186H241L240 183ZM135 186H137V187H135ZM139 187H140V190H139ZM193 187L198 188V190H200V192L205 191L208 194L206 197L208 199L210 198L209 200L211 203L209 201H205V200H207V198L206 199L205 198H203V199L202 198L192 199V197H190V195L188 194L189 193L188 190L189 189H190L189 191L193 190ZM202 187H204V188H202ZM184 188L186 190H184ZM85 189L88 192L90 190H92L93 193L91 191L89 194H88V192L85 193L86 192ZM174 189H175V191H174ZM181 189L183 191H181ZM177 190H178V193H177ZM183 192H184V194H183ZM118 199H117V201H118ZM113 201H115L114 202L115 204H113ZM122 201L119 200L120 203ZM110 202H111V204H110ZM207 202H209V203H207ZM9 203L10 202L8 201L6 204H9ZM25 206H26V209L24 212H29L27 210L31 209V207L28 205H25ZM44 207H45V210H44ZM7 208H9V209H7ZM34 209H35V211H34ZM144 209H148L147 210L148 212H146ZM155 209L157 210V212L153 211ZM13 210H14V213L12 212ZM149 210H151V211H149ZM143 211H145V212H143ZM121 212H122V214H121ZM141 212H142V214H141ZM12 213L15 216L14 219L12 218V216H13ZM139 213L142 215V217L145 214V218L143 217L144 220L140 219L141 216H139L140 218H138V215H140ZM107 214L109 215V217ZM146 214H152V215L150 217V215L146 216ZM156 214L160 216V217H158L159 220L156 217L157 216ZM153 215H156V216H153ZM25 216H27L29 218L31 217V218L29 219ZM115 217H116V219H115ZM11 218H12V220H11ZM148 218H150V219H148ZM139 219L141 220V223H140ZM115 220H117V221H115ZM149 220H151L150 222L152 224L150 222H148V224L146 225L145 222H147ZM113 225H114V223H113ZM117 225H115L114 227H116ZM7 226H8V229H7ZM60 226H61V229H60ZM132 226H134V225H131L130 227L133 228ZM120 227H119V230H121ZM3 229H5V230H3ZM13 229L14 230L16 229V230L14 231ZM128 229H130V228L128 227ZM13 233H14V235H13ZM58 235L56 237H57V239H59V241H61L63 237H58ZM62 236H63V234H62ZM149 239H150V237L148 235L144 236V238L142 239V243L143 244L148 243ZM185 244H183V246ZM187 244H186V246H189ZM230 247H232V248H230ZM19 248L15 249L13 254L16 253V255H12V257H14L15 259H19V260L23 259V258L24 259L27 258V261L29 262L31 255H34L35 253H32L31 255L29 254L27 256L26 255L24 256V254L26 252L24 254L22 253L23 247L20 248V249H22L21 252H20ZM119 250H118V252H119ZM27 251L29 252V250H27ZM120 252H121V250H120ZM232 255L235 256L236 258H234ZM131 257L132 256H130V255L127 257H124L123 258L124 260L122 259V262L124 264H132ZM231 257H232V259H231ZM240 257H242V256H240ZM191 258H190V260H191ZM233 258L236 261H234ZM27 261L22 262V263L26 264ZM254 263H255V261H254Z\"/></svg>",
    "mask_w": 264,
    "mask_h": 264
}]
</instances>
